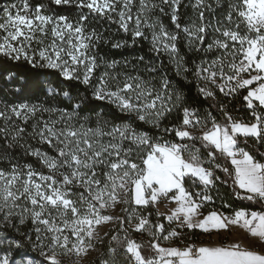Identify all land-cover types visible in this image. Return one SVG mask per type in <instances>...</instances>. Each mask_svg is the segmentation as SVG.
I'll list each match as a JSON object with an SVG mask.
<instances>
[{"label":"snow or ice","instance_id":"1","mask_svg":"<svg viewBox=\"0 0 264 264\" xmlns=\"http://www.w3.org/2000/svg\"><path fill=\"white\" fill-rule=\"evenodd\" d=\"M69 254L264 264V0L0 3V264Z\"/></svg>","mask_w":264,"mask_h":264},{"label":"rangeland","instance_id":"2","mask_svg":"<svg viewBox=\"0 0 264 264\" xmlns=\"http://www.w3.org/2000/svg\"><path fill=\"white\" fill-rule=\"evenodd\" d=\"M164 209L161 208V211ZM200 232V230H198ZM235 238L234 234H229L221 231L219 235L213 232L211 235L202 233L199 240L195 243L197 244H209V245H218V244H226L232 238ZM80 259L75 254H69V257L66 258V264H76V261Z\"/></svg>","mask_w":264,"mask_h":264},{"label":"trees","instance_id":"3","mask_svg":"<svg viewBox=\"0 0 264 264\" xmlns=\"http://www.w3.org/2000/svg\"><path fill=\"white\" fill-rule=\"evenodd\" d=\"M6 2V0H0V3H4ZM122 34L118 35L116 38L119 39L121 38ZM102 52H107L110 56H114L116 59H121L122 55L123 56H131V55H135L138 54V50L137 51H131V50H125V49H109L107 46H104L102 49ZM144 51H146V46L144 48ZM193 93H194V88L192 89ZM202 235L201 232H199L198 230H196V235L193 238L194 242H197L200 238V236Z\"/></svg>","mask_w":264,"mask_h":264},{"label":"crops","instance_id":"4","mask_svg":"<svg viewBox=\"0 0 264 264\" xmlns=\"http://www.w3.org/2000/svg\"><path fill=\"white\" fill-rule=\"evenodd\" d=\"M235 238L233 237L231 240H229L226 244L233 242Z\"/></svg>","mask_w":264,"mask_h":264}]
</instances>
